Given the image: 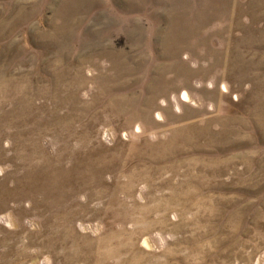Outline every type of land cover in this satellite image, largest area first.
Here are the masks:
<instances>
[{"label":"rangeland","instance_id":"374dc122","mask_svg":"<svg viewBox=\"0 0 264 264\" xmlns=\"http://www.w3.org/2000/svg\"><path fill=\"white\" fill-rule=\"evenodd\" d=\"M0 264H264V0H0Z\"/></svg>","mask_w":264,"mask_h":264}]
</instances>
